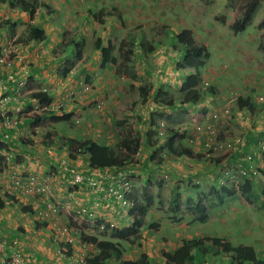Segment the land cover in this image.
I'll list each match as a JSON object with an SVG mask.
<instances>
[{
    "label": "crops",
    "instance_id": "obj_1",
    "mask_svg": "<svg viewBox=\"0 0 264 264\" xmlns=\"http://www.w3.org/2000/svg\"><path fill=\"white\" fill-rule=\"evenodd\" d=\"M8 1L9 0L0 3V10H3V14L0 16L2 17V22H0V44L5 41L4 37L6 36L3 33L8 32V35L14 40L12 50L17 54L19 59L15 61L13 68H3L0 70V82L3 87L2 93L5 97L4 105L0 106V141L6 145V148L0 151L5 158L4 164L0 165V238L7 245L6 254L8 255L13 251H19L24 257L25 264H64V260L58 256L57 250L58 248H62L66 251L72 249V245L60 244V242L56 241L55 229L51 228V222L55 221L59 224L66 223L68 218L70 219L73 217L72 214L67 213L66 208L69 209L70 213L72 212L68 203L74 202V196L75 198H78L81 204H93L97 201L101 202L102 195L95 192V190L89 191L85 181L82 183L83 187L80 190H77L79 187L69 185V181L72 179V174L63 171L58 166V162H60L64 156L66 157L68 155L66 152L67 147L65 145L62 144L59 147H57V145L55 146V144L58 143V138H60V133L54 130L57 122L54 123L53 121H50L48 124L42 123L36 125L32 122L33 120L29 118V115L33 114V112L40 111L43 108L49 107L57 109L58 104L53 105V102H55V100L59 101V94L67 95V92L70 91V89L77 87L78 84L80 89L84 77L89 75V70L94 71L98 67L101 68L102 61L100 48L106 45L100 42L97 43L96 39L102 37V41H110L112 47L111 57L114 58L113 61H108L102 65V70L111 67L113 70V78H115L114 76L118 73L125 74L123 72V70H125L127 74H125V76H129L131 83H134V85L137 84L135 87L132 86V88L135 89L136 96L134 98H130L129 96L125 99L135 102L136 113L138 115H141L142 117L148 115L150 119V117L160 118L169 112L171 113L170 118H178L182 114L186 117L192 118L193 112L189 105H183L180 106V108L171 110L170 107H162L160 104L153 105L148 99L153 92L157 94V91L161 90L166 93V95L163 94L162 97L173 101V96H171L172 89L168 87L177 85L175 87L178 90L181 83L180 79H183L182 77L184 74H180L183 71H177L175 69V64L181 57V55H179L181 45L179 44L180 48L177 49L174 47L175 49H173L174 52L172 53L174 57H171L172 54L169 52H167L169 56L165 57L164 53H166V46L164 47V45H162L161 52L156 51L155 37L152 38L148 36L146 30H140L142 35L139 33L138 38L143 36L145 42L135 37V42L136 39L139 40L137 43L138 46L136 49H133L134 53L130 54V59L125 62L119 53L120 41L123 38H126L125 28L120 24V20L114 21L113 15L109 16L106 14L102 16L100 22L94 19L95 13L102 9V7L106 13L109 10V7L105 5L102 0H88L80 4H76L74 0H35L38 4L32 17L28 12L18 9L17 7L11 6V8H9ZM107 1L108 4L114 3V7L120 11L122 10V7L120 8L118 7L120 5L116 4V0ZM261 4H264V2L262 3L259 1L258 7H260ZM1 7H3V9ZM108 19L114 23L110 25V21H107ZM12 24H14V26H12ZM29 24H35L44 30L45 36L41 41L29 38L30 32L27 30ZM62 26L64 27L62 28ZM155 26L156 25H153V27ZM99 30L101 33L98 32ZM63 31L65 32L63 33ZM173 33L177 32L174 30ZM94 34L96 35L92 52V54H94V64L90 65V63L87 64L89 55L86 53L85 47L86 43L91 41V36ZM161 34H163V32ZM117 35H119L118 38H116ZM76 36L80 41H78V44H81L82 51L75 62V65L65 77H62L58 73V67L70 55L67 48L70 40L75 41L74 39ZM1 37H3V39ZM140 43L144 44V49L139 47ZM223 45L229 46L232 44L226 40ZM63 47L65 51L61 52L59 55H54L55 53H53V51L58 52V49ZM175 50L177 53H175ZM155 52L157 53L156 59L154 56L149 58L150 53L154 54ZM162 55L164 56V59H162ZM153 64L156 67L157 74L153 73L151 70L149 71V75L155 80L152 84H146L145 82V85H143L144 89L141 90L142 86H139L140 82H137V80H140L142 79L140 77L147 75L146 73L142 74V67L146 70ZM173 73L176 74L177 77H173ZM98 75H100V72ZM88 77L89 79L94 80V83H96V81L99 82L100 80L96 75H89ZM157 79L159 80L157 81ZM62 80H65L63 86L61 85L56 91H54L55 89L49 90V88H53L55 84ZM157 86H159L160 89L157 88ZM36 91H46L49 94L51 97L49 105L46 106V104L33 100L31 93ZM55 95H57V97ZM76 95L81 97L79 100L81 106L73 104L72 106H68L65 110L68 112H74L76 114L75 117L79 114L78 111L84 110L82 106L90 100L88 95L82 93H76ZM142 97H145V103H141L140 99ZM149 105H152L153 107L147 110V106ZM62 109L64 110L65 108ZM4 110H7L8 115L13 114L17 117L16 124L11 128L3 123L1 112ZM173 111L175 113H172ZM129 112H131V110L127 111V113ZM134 112L135 111H133V113ZM260 116L262 118L261 121H263L264 115L261 114ZM240 122L241 120L239 119L232 120L230 122L231 126L228 125V127L236 129V126L240 127ZM82 127L83 130L80 131L76 129V132L80 134L81 139H86V137L83 136V133H85V126L83 125ZM145 127L146 125H144V128ZM151 132L154 133L153 130L149 128L146 133L141 134L145 137V140H149L148 138ZM246 135H253V137L254 135H261L260 129L256 130V128H252L251 130H248ZM67 136L77 138L75 132L70 135H64L65 138ZM105 139L104 143L107 141L106 136ZM62 141L64 142L65 140L62 139ZM47 147H50V153L47 152ZM145 151L144 153L146 154ZM200 153H203V151ZM199 157L200 159L188 157V160H184L182 155H179L173 162L169 159L167 166H165L167 171H172L173 168H176L175 165L181 164L180 167H183L184 163H188L189 166L184 169L180 168L179 173L188 175L191 172H197V175L194 176L196 178L194 179L201 183V186L197 189L198 192L194 194V199L191 200L192 204H189L188 206H193L196 202L195 200L203 198L201 196L205 195V192L208 193L213 200L208 202L203 198L207 211L209 207H216L212 217H209L208 220L203 223L205 226L207 223H211V226L208 229L210 232H207L208 230L205 229L201 232L191 230L192 227L197 228L194 219L191 218L189 224L176 225V228L170 226L172 224H167L165 231L170 237V240L168 241L164 233L159 234L160 238L156 239L155 235H157V229L155 232L147 233L148 238L143 242L141 250V253L147 256V264H164L162 252L171 253L175 251L181 245L182 241L186 239H197L205 235H212L226 238L229 242H232V236H235L236 234H242L245 236H252L254 234L251 222V205L247 203V199H249L248 196H242L240 188L232 186L230 180H219L216 173L213 172V166L211 165L213 163L210 161L207 154L203 153ZM67 160L68 164L75 167V169L84 175V177L89 176L102 183V173H105L107 170L89 168L86 163L87 157L85 154L78 153L75 155V158H67ZM208 166H210L209 170ZM214 168L216 170L215 165ZM13 170L20 171L24 177L29 175L36 176L41 183L42 188H44V185L48 186L47 190H50L52 195L49 196L44 189L30 195H25L18 190V192H15L12 188L10 179V174ZM187 170L189 173L185 172ZM219 181L225 182V186H218ZM247 185L250 187L249 190H251L253 197L256 198V195L260 196V192L257 191V180H253ZM262 187L264 188V183L262 184ZM221 188L222 190L220 194L217 195L216 192ZM231 190L233 191L230 192ZM223 193L226 195V198L223 197ZM236 194H241L242 201L246 204V207L241 211L240 208L237 207L235 212L231 215L233 218V221H231L230 217H227L229 210L226 209V207L228 206L230 209H233L231 201ZM228 195L229 197H227ZM261 199V207H264V197ZM55 204L56 207L60 209L52 208L49 210L51 207H54ZM43 207H47L49 210V219H47V221L38 218L37 212L41 211ZM102 209L103 213H105L104 206L103 208L102 206L99 208L101 213ZM118 217L112 214L108 219L117 226ZM171 219L175 220V217H171ZM176 219L177 221H174L173 223H183L186 221L184 216L176 217ZM216 220H218L219 224H222L224 227L227 226V228H230L232 225V230H225L217 225V230L212 231V228H214L213 226H216ZM240 220L242 226L238 227L237 223H239ZM255 223L256 222H253V224ZM127 225L128 224L125 226ZM144 226H146V224L141 222L136 234V236L142 240L145 235ZM162 226L165 225L158 222L157 227L155 225L153 228L159 227V229H161ZM239 228L242 229V231H240ZM83 232L88 234L95 233L93 227L90 225H88L87 229H84ZM262 235L264 234L261 233V237L256 239L255 245H253L252 242L243 244L252 246L255 252H259L264 249V236ZM74 244H77L76 240L74 241ZM212 257L213 260L216 261L215 264H237L231 259L230 255L219 254L212 255ZM127 259L136 260L138 257Z\"/></svg>",
    "mask_w": 264,
    "mask_h": 264
},
{
    "label": "rangeland",
    "instance_id": "obj_2",
    "mask_svg": "<svg viewBox=\"0 0 264 264\" xmlns=\"http://www.w3.org/2000/svg\"><path fill=\"white\" fill-rule=\"evenodd\" d=\"M74 1L76 4H80L88 0ZM102 1L109 7L108 12L106 13L102 7V11L96 12L94 16L101 19L104 14L109 16L113 15V20H120V24L125 28V35L128 37L130 36L131 38H138L137 36H139V33L142 35L140 30H146V32H148L146 33L148 36L152 38L157 37L154 38V41L156 42V51L161 52L162 45H164V47L166 46V53H164L165 57L169 56L167 52L171 54L174 52V46L176 49L180 48V45L176 43V41H173L176 39L174 38L173 31H171V29L176 31H180L183 28L191 29L192 34L194 35V40L198 44L206 45L209 56L207 59H205V64L200 71L202 80L198 87L201 90V98L196 104H190L194 105L197 109L209 108L211 104H213V107L217 108L219 105H215V103L220 99V102L229 109V113L227 114L228 117H221L220 119L211 122V124H213L214 128L220 132L221 138L224 137V134L229 136L243 137V135L248 133V130L256 128V130L260 129L261 135L259 140H264V119L261 121L262 118L260 116L261 114L264 115V57L263 52L259 48V43L264 41V28H260L259 26L260 21L264 17V4H261V6L256 9L255 14L244 31L241 33H234L231 29V24L235 19L242 16L246 7L245 4L248 0H116V4L120 5L118 7H122L121 11L114 7V3L108 4L107 0ZM1 8L3 9V7ZM2 14L3 10H0V16ZM1 20L2 17H0V22H2ZM107 21H110V19ZM113 23L114 22L110 21V25ZM153 25L156 26L153 27ZM166 25H168V27L165 28ZM98 32L101 33L100 30ZM136 32H138L137 36ZM162 32L163 34H161ZM3 34L6 36V38H11L8 35V32ZM154 34L156 36H154ZM95 36V34L91 36V41L87 42L85 47L86 53L89 55L87 64L90 63V65L94 64V54H92V52L93 43L96 39ZM118 37L119 35L116 36V38ZM1 38L3 39V37ZM75 39H78L77 36ZM138 39L145 42L143 36ZM138 39H136V43H138ZM226 40L232 45H223ZM131 41L133 42V39ZM175 53H177L176 50ZM156 54V52L154 54L150 53L149 58L154 56L156 59ZM164 56H161L162 59H164ZM171 57H174V55L172 54ZM151 70L153 73L157 74L154 64L150 65L146 70L142 67V74L146 73L147 75L140 77L142 79L137 80V82H140L139 86L145 85V82L146 84H152L155 79L149 75V71ZM99 72L100 75H98ZM123 72L126 74L125 70H123ZM183 72L185 73V71ZM93 73L99 77L100 80L99 82L96 81V83H94L95 81L89 79L88 76H86L87 78L84 77L85 81H88L89 84L88 91H84L83 86H81L79 89L78 84L77 87L70 89V91L67 92V95L59 94V101L55 100V102H53V105L58 104L57 108L61 107L65 108L64 110H66L68 106H72L73 104H77L76 106H81L79 104L81 97H78L76 93L88 95L90 98V100L82 106L84 110L78 111L79 114L77 117L72 118L69 122L61 121L55 124L54 130L60 133V138H58L57 141V147L62 145L63 141L61 142L60 139L61 136L64 135H70L71 133L75 132L77 139H81L80 134L76 132V129L81 131L83 130L82 126L84 125L85 133H83V136L91 137L98 143H104L106 136L107 141L105 144L109 145L113 149L119 150L118 142L119 139L124 136L125 130L122 118L130 117L135 119L137 114L136 108L133 105L130 106L131 103L127 102L125 98L129 96L130 98H134L136 96L135 89L132 88V86L135 87L137 84L134 85V83H131L129 76H125V74L121 73H118L114 76L115 78H113V70L111 67H108L104 70H102V67H98L94 71L89 70L88 74L95 76ZM158 80L159 79H157V81ZM204 81L209 82L211 85L204 86ZM64 83L65 80H62L55 84L53 88H49V90L55 89L54 91H56L61 85L63 86ZM81 84L83 83L81 82ZM175 86L177 85H172L168 88L172 89L173 95L177 96L178 98H182V94L176 92L177 89ZM211 89H213L214 92L212 96H209L208 94H211ZM55 96L57 97V95ZM257 97H262L263 101H257ZM159 98H162V95ZM240 98L243 101L249 99V102H252L253 104H251L253 106L250 107L248 103L240 105ZM97 103L101 104V106L97 107ZM121 106L125 107L126 112L124 114L119 112V107ZM129 110H131V112L127 113ZM133 111L135 112L133 113ZM172 113L175 112L173 111ZM170 114L171 113L168 112V114L166 113L162 118H160V121H162L161 123H163V125L160 124L159 128V130H161V135L159 139L156 138V136L153 137L155 142H159L160 145L165 144V140L168 138L167 129L175 128L178 130V134L173 136L174 145H176L177 148L188 149L191 152V156L193 158L200 159L199 156H201L203 153H206V149L208 151L214 149L216 145L215 141L212 142L210 146L205 148V142L207 139L206 133H192L191 126L194 124V121L190 117H186L182 114L178 118H170ZM235 119L241 120L239 124L240 127L236 126V129L233 127L229 128L228 125H230V122ZM147 123L148 120L146 118L142 121L140 126L138 125L137 131L139 136L142 138V151L147 150L146 147L148 148V151H145L146 154L143 153V158H139V161H137V159H132L134 163L129 166L128 173L133 182L132 193L139 199L137 202L144 203V201L140 198V195L145 181L150 180L152 183H154V187L152 188L153 201L152 205L150 204L149 207H147L143 212V217L140 218L141 222L146 224V226H144V239L142 240L135 236L132 241H120L121 247L123 249V255L126 258H134L140 255L143 242H145L148 238L147 233L153 231L155 232L157 229L158 232L156 233L157 235H155L156 239L160 238L159 234L164 233L168 241L170 240V237L165 231L167 224H172L170 226L173 228H176V225L189 224L190 219H194V216L190 213L182 215L181 209L188 207L189 204H192L191 200L194 199V194L198 192L197 189L201 186V183L196 182V179H194L196 178L194 176L197 175V172H191L188 175L179 173L180 168L184 169L185 167L189 166L188 163H184L183 167H180L181 164H177L175 165L176 168H173L172 171H167V164L165 167L163 166L164 164H154V162H156L155 158H150L152 150H150V147H148L147 139L145 140V137L141 134L146 133L148 129ZM144 125H146L145 128ZM245 141L246 146L250 147L254 139L249 140V138H245ZM261 144L264 145V142ZM259 148V145H257L256 147L249 149L250 151L247 153H250L251 150L255 152V150ZM223 149L224 151H228L231 148L225 145ZM167 151V147H164L161 154L164 153V155L168 156ZM202 151L203 153H200ZM255 155L258 156V158L251 164V166L257 171L259 169L257 168V165H264V159L261 158V155L264 157V148L262 152L257 150ZM177 158V156H174L170 161L173 162ZM182 158L184 160H188L186 155H182ZM211 165L213 166V164ZM245 165L250 166V163H245ZM209 169L210 166H208V170ZM212 169L213 172H215L214 166ZM185 172L189 173L188 170ZM107 176L108 174L106 172L102 173V178H106L108 180ZM262 184L263 183H261V185ZM105 186L108 192H105L104 194V197L106 198L102 199V208L104 206V211L108 214L104 216L109 217L113 214L118 217V215H120L119 209L121 206L114 198L111 199L113 197L111 195V184H106ZM259 192L260 197L259 195H256V198L253 197V194H247L250 195L249 199H247V203L251 205V222L254 229V234L252 236H245L242 234H236L235 236H232L233 240L230 243L234 246L239 244L245 245L243 243L251 242L253 245H255L256 239L261 237V233L264 234V207L259 205L257 199L264 197V188ZM223 197L226 198L224 193ZM227 197H229V195ZM203 198H205L208 202L213 200L207 192H205ZM173 206H176L177 209L174 210ZM231 206L233 209H230L228 206L226 207V209L229 210L227 217H230V220L233 221L231 215L233 212H235V209L239 207L241 211L246 207V204L242 201L241 194H236L233 197ZM215 210L216 207H209L208 211H206L207 215L209 212L208 218L212 217V214L215 212ZM66 211L70 212L68 208H66ZM123 212L126 213L124 209ZM71 213L74 215L78 214L75 210ZM181 216H184V219L187 222L184 221L183 223H173L174 221H177L176 217ZM171 217H175V220L171 219ZM82 218L84 217L82 216ZM103 222H105L104 217H102V223ZM152 222H159L165 226H162L161 229H159V227L153 228L154 226L151 227ZM194 222L197 225V228L192 227L191 230L198 232H201L204 229L208 230L211 226V223H207L205 226L203 224L204 222H199L195 219ZM253 222L256 223L253 224ZM76 224L82 227L83 231L84 229H87L86 224L81 225L78 222ZM88 224L93 227V231H95L93 234H97V237L100 239L117 241L108 234V231L104 232V229H101L102 232H99V222H88ZM217 225H219L221 228H224L225 230H232L233 228L232 225L230 228H227V226L224 227L222 224H219L218 220H216V226H213L214 228H212V231L217 230ZM237 225L238 227L242 226L241 220L239 223H237ZM240 231H242V229H240ZM207 232H210V230ZM205 237H207V235L197 239H204ZM193 239L196 240L195 238ZM192 255L193 257L191 264H215L216 262L213 260L212 254L210 252H205L204 255H199L192 251ZM117 260L118 259L115 260L114 264H116ZM69 262L74 264L72 260H69Z\"/></svg>",
    "mask_w": 264,
    "mask_h": 264
},
{
    "label": "trees",
    "instance_id": "obj_3",
    "mask_svg": "<svg viewBox=\"0 0 264 264\" xmlns=\"http://www.w3.org/2000/svg\"><path fill=\"white\" fill-rule=\"evenodd\" d=\"M5 0H0V2H4ZM10 5L19 6L23 11H26L29 13V15L32 17L36 7L37 2L35 0L28 1V0H9L8 1ZM259 4V0H248L245 4L246 7L243 11V14L241 17L235 19L233 23L231 24V29L234 33L242 32L246 29L247 25L251 21L253 15L255 14L256 8ZM118 13V11H117ZM120 19V17H119ZM57 23V22H56ZM14 26V24H12ZM260 28H264V17L259 23ZM64 26H62L63 28ZM13 29V28H12ZM28 32H30V37L34 40L41 41L44 36V30L35 25V24H29L27 26ZM65 31H63L64 33ZM123 38L120 41L119 44V53L122 59L126 62L130 59V54H133L134 50L138 46V44L135 42V37H128ZM139 37V36H137ZM174 38L176 40V43L182 45V58L179 62L176 63L177 69H185L190 68L192 69V72L185 75L184 81L181 84L180 89L184 91L183 102H190L193 104H196L199 99L201 98V92L198 90L197 85L200 81V69L205 64V59L208 58L209 52L206 49L205 45H198L194 37L192 35L191 30L189 29H183L179 33H174ZM133 39V42L131 41ZM70 40L69 46L67 48L70 55L61 63V65L58 67V73L62 77H65L67 73L70 71V69L75 65V62L77 61L78 57L80 56V53L82 51L81 44H78L79 39ZM97 43H103L106 46H103L100 48L101 51V67L108 61H113L114 58L111 57V43L108 40H103L102 37L96 39ZM80 42V41H79ZM99 43V44H100ZM96 44V45H99ZM71 46V48H70ZM133 46V47H132ZM144 44L140 43L139 47L141 49L143 48ZM132 47V48H131ZM138 47V48H139ZM175 47V46H174ZM173 47V49H175ZM259 48L264 52V41L259 43ZM58 52H54V55H59L61 52L65 51L64 47L59 48ZM76 51V52H75ZM141 51V50H140ZM139 53V52H138ZM144 53V50H143ZM57 57V56H56ZM89 76V75H88ZM87 78V77H85ZM157 88L160 89L159 86ZM144 89V86L141 87V90ZM213 92V90L211 89ZM165 92L158 90L157 94L155 95V99H158L161 95L163 96ZM31 96L33 100H37L40 103L43 104H49L51 102V97L46 91H36L31 93ZM148 97V96H147ZM127 102L131 103V105L135 106V102H131L130 100H126ZM141 103H145L146 99L145 97H142L140 99ZM172 100H167L166 98L162 97L159 98L158 102L161 106H168L170 107L172 105ZM244 103H248L250 107H252L253 103L251 104L249 102V99L243 101L241 98L239 99V104L243 105ZM119 112L124 114L125 107H119ZM205 113L204 110L196 113L193 116L194 121H199L202 115ZM76 114L74 112H67L65 110H62V108L58 110H52V109H44L39 112L33 113L29 115V118L32 119L36 125L38 124H48V122L53 121L56 122H69L72 118H74ZM137 118L135 120H131L128 117H123V122L125 123L127 129L125 132V135L120 139L119 141V150H114L110 146L106 145L105 143H97L93 138H86V139H77L67 136L66 138L64 136H61V139H64L63 145L67 147V154L70 158H75V155L78 153L85 154L87 157L88 166L92 169H102V170H108L111 167H120L125 164H128L132 160L130 157L131 155H134L137 151V148L139 147V141L140 137L137 133H135L134 129L137 126L138 121L140 120L139 116H136ZM151 122H154L153 117L151 119ZM174 135H177L178 132H172ZM169 135L165 140V146L168 150V156L175 155L179 156L182 154L191 155V152L187 149L177 148L176 145H174L173 142V136ZM66 136V135H65ZM6 148V145L0 141V151L2 149ZM155 152L153 153V155ZM171 154V155H170ZM155 156L160 157L157 159V163L162 162V156L159 154H155ZM154 156V157H155ZM152 158V157H151ZM218 159V158H217ZM5 158L4 155L0 152V165L4 164ZM74 187H79L77 190L82 189L83 184H73ZM154 187V183H152L150 180H146L143 187H142V193L140 195V198L144 201V203L137 202L139 201L138 198H136V202L134 199V207L131 210L132 212V218L134 219L133 224L130 227L115 230L108 227V224H105L104 228L108 230V234L114 238L117 239H123V240H129V237L134 235L136 233V227L139 224V217H137V214L133 211H138L140 214H143L145 209L149 207V205L153 201V193L152 188ZM250 187L246 184L242 186L243 193H247L250 190ZM231 190L230 192H232ZM77 197L73 198L74 202H77ZM79 207V205H77ZM173 209H177V207L173 206ZM181 213L183 215L187 213H191L194 216V219L199 222H205L208 218L206 214V207L203 204V201L200 199L195 203L194 206L186 207L181 209ZM38 218L41 220L48 219L44 217L43 215H38ZM70 225H75L77 222L81 225H89L88 220L82 217H78L77 221L69 219ZM65 224V223H62ZM70 225H66L69 228H72ZM77 225V224H76ZM152 226H155L156 224L151 223ZM111 230V231H110ZM82 239H84L86 242L95 244L98 246V252L95 254H91V256L86 258L87 264H110L108 263V259L110 258H116L118 259V264H146L145 263V257L144 254H141V257L137 260H131L126 259L123 257V250L121 248V245L119 242H114L110 240H99L97 237L92 235H84V233H81ZM6 245V244H5ZM192 251L196 252L199 255H204L205 252H210L212 255H230L231 259L235 261L237 264H264V250L255 252L254 248L249 245H242L239 244L237 246H234L229 241H227L225 238L217 237V236H207L204 239H196V240H183L180 247H178L173 254L163 253V257L167 264H190L192 262ZM3 254V255H2ZM0 255H2V258H6V251L4 250ZM204 257V256H203ZM6 261V260H5ZM4 261V262H5Z\"/></svg>",
    "mask_w": 264,
    "mask_h": 264
},
{
    "label": "clouds",
    "instance_id": "obj_4",
    "mask_svg": "<svg viewBox=\"0 0 264 264\" xmlns=\"http://www.w3.org/2000/svg\"><path fill=\"white\" fill-rule=\"evenodd\" d=\"M7 0H5L4 2H6ZM15 0H13V2H14ZM260 2H264V0H259ZM0 3H3V2H0ZM8 4H9V2H8ZM11 6L12 5H8V7L9 8H11ZM12 7H17L18 9H21L19 6H12ZM257 8H258V6H257ZM256 8V9H257ZM99 11H102V9H100ZM256 12V11H255ZM96 14V13H95ZM101 14H102V12H101ZM102 18V17H101ZM94 19L96 20V21H98V22H100V20L101 19H99V17H96V16H94ZM166 27H168V25H166L165 26V28ZM183 29H189V28H183ZM183 29H181V30H183ZM180 30V31H181ZM189 30H191V29H189ZM171 31H174L173 29H171ZM176 31V30H175ZM180 31H176L177 33H179ZM191 32H192V30H191ZM137 34H136V36L138 35V32H136ZM241 33V32H240ZM173 35H174V33H173ZM193 35V34H192ZM154 36H156L155 34H154ZM194 36V35H193ZM155 38H157V37H155ZM13 39L12 38H6L5 37V41L4 42H2L1 44H0V56L3 54L2 53V48L3 47H5V46H9V48H10V59H12V67L11 68H13V65H14V63H15V61L17 60V59H19L18 58V56H17V54L16 53H14V51L12 50V46H13ZM97 42V41H96ZM196 42V41H195ZM156 43V42H155ZM198 44V43H197ZM198 45H204V44H198ZM206 46V45H205ZM181 49H182V45H181ZM262 51V50H261ZM179 55H181V57L179 58V60L177 61V62H179L180 60H181V58H182V52H181V50H179ZM204 66V65H203ZM3 68H5V69H11V68H6V67H1L0 68V70L1 69H3ZM175 69L177 70V71H185V73L184 72H181L180 74H182V73H184L183 74V79H180V85H179V87H181V84H182V82L184 81V78H185V75L186 74H188V73H190V72H192V69H190V68H185V69H177V67H176V64H175ZM202 69V68H201ZM201 69H200V71H201ZM174 74V73H173ZM177 77V75L176 74H174L173 75V77ZM200 76V81H199V83H198V85H197V88H198V90L201 92V90L199 89V84H200V82H201V80H202V78H201V75H199ZM82 83L83 84H81V86H83L84 87V91H88L89 90V84H88V81H85V78H84V81H82ZM203 84H204V86H209V85H211L209 82H207V81H204L203 82ZM88 88H87V87ZM3 90V89H2ZM213 90V89H212ZM177 93H180V94H182V98H178L177 96H175V95H173L172 93H171V96H173V101H171L172 103H174V104H172L171 106H170V108L171 109H176V108H180V106H183V105H189L190 106V108H191V111L193 112V116L196 114V113H198V112H200V111H202V110H204L205 111V113L202 115V117L200 118V120L199 121H194L193 120V116H192V120L194 121V124L191 126V131H192V133L193 132H195V126L196 125H198V124H200V123H202L204 120H206V119H209L210 118V115L212 114V113H217V119L216 120H218V119H220L221 117L222 118H225V117H228V113H229V109L226 107V106H224L221 102H220V99L219 100H217V102L215 103V105H219V107H213L212 105L213 104H211L210 105V107L209 108H206V109H202L201 108V110H199V109H197L194 105H191L190 104V102H183L182 103V99H183V95L185 94L184 93V91H182L180 88L176 91ZM214 92V91H213ZM213 92L211 91V94L209 93L208 95L209 96H212V94H213ZM3 94V93H2ZM153 94H154V92H153ZM156 95V94H155ZM155 95H150L149 97H148V99L150 100V102L153 104V105H156V104H160L159 102H158V100H159V98L158 99H155ZM164 95H166V93L164 94ZM4 97V96H3ZM261 98V99H260ZM167 99V98H166ZM174 100H175V102H174ZM256 100L258 101V100H262L263 101V99H262V97H257L256 98ZM193 104V103H192ZM47 105H49V104H46V106ZM101 106V104H99V103H97V107H100ZM130 106H132V105H130ZM153 106L152 105H149V106H147V110H149L150 108H152ZM163 107V106H162ZM168 107V106H167ZM46 110V109H52V110H58V109H60V108H57V109H53V108H43V109H41V110ZM40 110V111H41ZM225 110H228V112L227 113H225ZM37 112H39V111H37ZM2 113H5L7 116H9V117H13V118H15V120L17 121V117L15 116V115H13V114H7V110H4L3 112H1V116H2ZM17 114H19L18 112H16ZM33 113H36V112H33ZM130 113V112H129ZM136 114V113H135ZM136 116H139V118H140V120L138 121V123H137V126H136V128L134 129V131H135V133H137L138 134V131H137V128H138V125H139V123H140V121H143V120H145L146 118H147V120H148V129L149 128H151L152 130H153V132L154 133H152L151 132V134L149 135V140H147V143H148V147H150V150H152V154H151V159H153V158H155V161L156 162H154V164H159V163H157V159H159L160 157H158V156H155V154L157 153V154H159L160 156H162L161 158L163 159L162 160V162L160 163V164H164L163 166H165L168 162H169V159H171L172 157H174L175 155H171V156H166V155H164V153H162L161 154V152L163 151V148L164 147H166L165 146V144H162V145H160L159 144V142H155L154 140H153V137H155L156 136V138H160V135H161V130H159V128H160V124L161 125H163V123H161L162 121H160V118H162V117H160V118H153V120H154V122H151V119H152V117H150V119H149V116L148 115H144L143 117L141 116V115H138V114H136ZM135 116V119L137 118ZM129 119H131V120H135V119H133V118H130L129 117ZM2 120H3V116H2ZM158 120V121H157ZM215 120V119H214ZM215 120V121H216ZM120 122H122V121H120ZM124 123V122H123ZM124 126H125V130H124V135H125V132H126V129H127V127H126V125H125V123L123 124ZM140 126V125H139ZM168 130V137H170L169 135H174L172 132H178V130L177 129H175V128H168L167 129ZM154 134V135H153ZM139 135V134H138ZM153 135V136H152ZM175 136V135H174ZM221 135H220V132H218V130H217V136H216V138H215V142H216V145H215V147H214V149L213 150H211V151H208L207 149H206V153H207V156H208V158H210V161L211 162H213V166L215 165L216 166V170H215V173H216V175L218 176V178H219V180L220 181H225V180H230L231 181V183H232V186H237V187H239L240 188V190H241V194H243V196L244 197H247L248 196V198H249V196L250 195H247V194H251L252 192H251V190L249 191V192H247V193H243V191H242V186L244 185V184H248V183H250L251 181H253V180H257V185H258V191H261V190H263V187H262V185H261V183H264V165L263 166H258L257 165V168H259L257 171L256 170H254L253 169V167L251 166V164L253 163V162H255L256 161V159L258 158V156H256L255 155V152H257L256 150H255V152L253 151V150H251V152H252V154H253V161H251V162H249V161H246V159H245V156H246V154H248L247 152L248 151H250L249 149H252L253 147H256L258 144H261V143H263L264 142V140H259V137H260V135H254V137H253V135H243V137L242 136H229V135H225L224 134V137L223 138H221L220 137ZM86 138H89L88 136H85ZM123 137V136H122ZM121 137V138H122ZM140 137V136H139ZM91 138V137H90ZM120 138V139H121ZM236 138H240V140L245 144L246 143V141H245V138H249V140H253L254 139V141L252 142V144H251V146L250 147H247V146H245V147H243V144L241 145V144H236V141H235V139ZM120 139H119V141H120ZM61 140V142H62V139H60ZM95 140V139H94ZM96 141V140H95ZM98 143V142H97ZM63 144V143H62ZM102 144V143H101ZM118 144H119V142H118ZM142 142H141V137H140V141H139V147L137 148V151H136V153L134 154V155H131L130 157L133 159V160H135V159H137V161H139V158H141L143 155H142V153H144V151H142ZM57 144H55V146H56ZM107 145V144H106ZM219 145H221V147L222 148H220L219 147ZM228 146L229 148H231L230 150H228V151H224V149H223V147L224 146ZM61 146V145H60ZM109 146V145H108ZM48 148H50V147H47L46 149H48ZM206 148V147H205ZM247 148H248V150H247ZM146 149H147V151H148V148L146 147ZM114 150H116V149H114ZM188 150V149H187ZM146 151V152H147ZM155 152V154L153 155V153ZM205 153V154H206ZM145 154V153H144ZM167 154H168V151H167ZM68 155V154H67ZM164 155V156H163ZM182 155H186L187 157H192L191 155H187V154H182ZM155 156V157H154ZM181 156V155H180ZM67 158H70L69 157V155L68 156H66ZM65 156H64V160H66L67 162H68V160H67V158H66ZM178 157V156H177ZM213 157V158H212ZM143 158V157H142ZM218 158V159H217ZM261 158L262 159H264V157H262V155H261ZM62 159V160H63ZM70 159H73V158H70ZM133 160H131L130 162H128V164H125V165H123V166H120V167H111V168H109L107 171H106V173H108L109 171L110 172H112V171H115V170H119V169H121L124 173H125V177H126V179L127 180H129L130 181V183H131V185H130V188L127 190V191H123V193H124V198H125V200L127 201V204H123L122 203V201L121 200H119V198H117L116 197V195L115 194H113V190L114 189H117L118 188V183L116 184V183H114L113 181H109L108 182V180H106V178H102V183H101V181H98V182H100V184H101V186H102V184H103V188H104V191H102V190H97V189H93V188H89L88 186H87V188L89 189V191H91V190H95V192H98V193H100L102 196H101V202L100 201H97V202H95V203H93V204H81L80 202H79V200L77 199V202H73V203H68V206L70 207V209L72 210V211H76V213H78V214H72V213H70V212H68L67 211V213L68 214H72L73 215V217H71L70 219H72V220H77L78 219V217L80 216V217H84L85 219H87L90 223H95V222H99L100 223V226L98 227V230H99V232H102L101 231V229L103 230L104 229V232L105 231H108L106 228H104V226H105V224H108V227L109 228H111V229H115V230H119V229H123V228H127V227H130L132 224H133V222H134V219L132 218V212H131V210L133 209V207H134V203L136 202V198L137 197H135L134 196V194L132 193V188H133V182H132V180H131V177H130V175H129V166H131V164H133L134 163V161ZM60 163V164H59ZM86 163H87V165H88V162L86 161ZM245 163H250V166H246L245 165ZM263 164H264V162H263ZM58 166H59V168H61V161L60 162H58ZM70 166H72V165H70ZM89 167V166H88ZM245 167H250V169L249 170H247L246 172H244V173H242V170H244V168ZM75 168V167H74ZM90 168V167H89ZM252 168V169H251ZM109 179V178H108ZM196 182H197V180H195ZM83 183V182H82ZM82 183H80V184H82ZM199 183V182H198ZM222 183V184H221ZM218 182V186H225V182ZM110 185L111 184V186H112V193H111V195L113 196L111 199H115L116 201H117V203L121 206V208H123L125 211H126V213L125 212H123V209H119L120 210V215H119V217L117 218V226H116V224L115 223H113L110 219H108V217L107 216H104V215H107L108 213H103V210H102V213H103V215H102V213H101V210H99V208H100V206H102V199H105L106 197H104L105 195V192H108V190H107V188H106V186L105 185ZM69 185H73V184H69ZM221 190H222V188L219 190V191H217L216 193H217V195H219L220 194V192H221ZM142 193V192H141ZM262 196V195H261ZM201 197H203V196H201ZM260 197V196H259ZM134 199H135V202H134ZM202 200L203 201V198H199L198 200H195L196 202L197 201H199V200ZM262 199L261 198H258V203H259V205L261 206V203H260V201H261ZM194 201V202H195ZM195 202V203H196ZM195 203H194V205H195ZM203 204L205 205V203L203 202ZM77 205H79V207H77ZM193 205V206H194ZM86 207L88 210H87V213L85 214H83L82 215V213L80 212V209L82 208V207ZM176 207V206H175ZM188 207H190V206H188ZM205 207H206V205H205ZM52 208H54V209H56L57 207H56V204H55V206L54 207H51L49 210H51ZM186 208V207H185ZM45 209H48L47 207H43L42 208V210H45ZM57 209H60V208H57ZM49 210H48V212H49ZM114 210H116V209H114ZM116 211H118V210H116ZM206 211H207V208H206ZM90 212H91V214L92 215H90ZM134 213H136L137 214V217H139V224H138V226L136 227V230L138 231V227H139V225H140V223H141V220H140V218L141 217H143V214H140L138 211H133ZM37 214H38V212H37ZM188 214V213H187ZM191 214V213H190ZM206 214H207V212H206ZM183 215V214H182ZM186 215V214H185ZM193 215V214H192ZM208 216V215H207ZM102 217H104V221L105 222H103L102 223ZM106 217V218H105ZM48 219H49V217H47ZM51 220V219H50ZM46 221H47V219H46ZM69 220L65 223V224H62V223H57V222H55V221H52L51 222V228H54L55 229V237H56V241L57 242H60V244L61 243H63V244H65V245H72V249H69V250H66L65 251V249L63 250L62 248H58V250H57V254H58V256L59 257H61V258H63V260H64V264H71L70 262H69V260H72V258H71V256L73 255V256H76L77 254H79L80 252H82L83 250H80L81 248H82V245L83 244H85L86 245V247L84 248V251H83V262L82 263H79V264H87L86 263V258L87 257H89V256H91V254H96L97 252H98V246H96L95 244H92V243H89V242H86L84 239H82V237H81V233L83 232V228L82 227H80V226H78V225H70L69 223ZM119 223H121V224H119ZM154 224H156V227H157V224H158V222H153ZM126 224H128L127 226H125ZM66 225H70L72 228H70V231H69V233L66 235V237H64V236H62V235H60L58 232H57V228H60V227H63V226H66ZM67 227V226H66ZM151 227H153V226H151ZM69 228V227H68ZM111 231V230H110ZM137 231H136V233L134 234V235H132V236H130L129 237V240H124V241H132V239L136 236V234H137ZM83 233H85V232H83ZM84 235H92V236H95V237H97L98 235L97 234H84ZM100 235V234H99ZM112 237V236H111ZM99 240H102V239H100L99 237H97ZM112 238H114V237H112ZM117 241H114V242H119L120 243V241H122L123 239H117V238H115ZM0 240L1 241H3L1 238H0ZM77 241V244H74V241ZM192 240H194V239H192ZM110 241H113V240H110ZM4 242V241H3ZM5 243V242H4ZM6 244V243H5ZM139 244H140V242H139ZM121 245V244H120ZM180 247V246H179ZM122 248V247H121ZM6 249H7V245H5V248H4V250L6 251ZM100 249V248H99ZM123 250V249H122ZM264 250V249H263ZM262 251V250H261ZM16 252H18L20 255H21V257H22V260H21V262H19L18 264H25V260H24V257H23V255L19 252V251H13L11 254H6V258L5 259H3L2 258V255H0V264H9V259H10V257L14 254V253H16ZM174 252V251H173ZM173 252H162V259L164 260V264H167L166 263V261H165V259H164V257H163V253H168V254H173ZM1 254V253H0ZM141 254H143V253H140V255L138 256V259L141 257ZM123 257H124V255H123ZM144 257H145V263H146V258H147V256L144 254ZM124 258H126V257H124ZM127 259V258H126ZM6 260V261H5ZM115 260H116V258H110V259H108L107 261H108V263H110V264H114V262H115ZM137 260V259H136ZM5 261V262H4ZM74 264H77V263H75L74 262ZM116 264H118V260L116 261ZM147 264V263H146ZM191 264V263H190Z\"/></svg>",
    "mask_w": 264,
    "mask_h": 264
},
{
    "label": "built area",
    "instance_id": "obj_5",
    "mask_svg": "<svg viewBox=\"0 0 264 264\" xmlns=\"http://www.w3.org/2000/svg\"><path fill=\"white\" fill-rule=\"evenodd\" d=\"M10 52L11 51H10L9 46H5L2 48L3 54L0 56V68L3 66L6 68L12 67V59H10ZM2 89L3 87L0 82V106L4 105V98H5L3 97ZM227 112L228 110H225V113ZM2 116H3V123L7 127L11 128L12 126L16 124L15 118L9 117L5 113H2ZM217 117H218L217 113H212L209 119H206L202 123L195 126L196 133H206L207 134L205 147L210 146L212 142L216 141L215 138L217 136V130L214 128V125L211 124V122L215 121ZM235 141H236V144H241V145L243 144V147L246 146V143L244 144L240 140V138H236ZM258 145L260 148L257 150L262 152L264 145L263 144H258ZM219 147L222 148L221 145H219ZM49 149L50 148L47 149V152L50 153ZM245 158H246V161H249V162L253 161L252 152L246 154ZM61 169L65 172L67 171L72 174V179L71 181H69L70 184H80L85 181L86 186H88L89 188L104 191L103 184L101 186L100 182L96 181L92 177H89V176L84 177V175H82L79 171H77L73 166H70L68 162L64 159L61 160ZM249 169L250 167L249 168L245 167L244 170H242V173L246 172ZM107 174H108L107 178H109L108 179L109 181H113L114 183L119 184L118 188L113 190V194H115L116 197L119 198V200H121L124 205L127 204V201L124 198L123 191H127L130 188L131 183L129 180L126 179L125 173L121 169H119V170H115L112 172L109 171ZM10 179H11L12 188L15 192L20 191L21 193L25 195L27 194L30 195V194H34L36 192L42 191L44 189L49 194V196L52 195V192L50 190H47L48 186L44 185V188H42L41 183L39 182L38 178L34 175H29V176L24 177V175L20 171L18 172L17 170H13L11 171ZM87 210L88 209L84 206L80 209V212L83 215L84 213L85 214L87 213ZM39 214L43 215L46 218L49 217L48 209L38 211V215ZM90 215H92L91 212H90ZM69 231H70V228L66 226L57 228V232L64 237H66ZM85 247L86 245L83 244L80 250L84 251ZM4 248H5V243L0 240V253L4 251ZM83 251L77 254L76 256L72 255L71 256L72 261L77 264L82 263L83 262ZM21 260H22L21 255L18 252H16L10 257L9 264H18L19 262H21Z\"/></svg>",
    "mask_w": 264,
    "mask_h": 264
}]
</instances>
